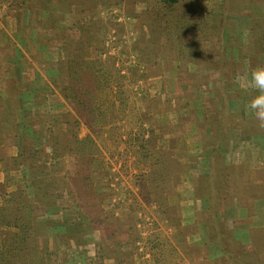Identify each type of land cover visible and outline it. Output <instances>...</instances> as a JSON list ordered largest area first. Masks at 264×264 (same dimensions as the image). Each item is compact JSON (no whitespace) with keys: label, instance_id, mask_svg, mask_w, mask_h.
<instances>
[{"label":"rangeland","instance_id":"374dc122","mask_svg":"<svg viewBox=\"0 0 264 264\" xmlns=\"http://www.w3.org/2000/svg\"><path fill=\"white\" fill-rule=\"evenodd\" d=\"M117 2L0 0V150L15 159L25 149L37 169L26 166L25 180L49 178L39 194L55 198L37 218L36 246L52 253L50 264H155L157 245L160 264H264V128L252 130L248 103L257 93L235 79L264 66V0H179L173 11ZM202 17L205 32L178 31ZM75 55L72 67L85 65L96 83L70 86L67 98L63 68ZM144 105L160 110L139 122ZM215 127L225 140L211 205L206 142ZM72 131L91 142L93 155L77 157L91 162L83 176L96 206L87 192L78 200L69 181L75 151L62 142ZM153 132L179 170L164 183L151 172ZM6 230L0 217V239Z\"/></svg>","mask_w":264,"mask_h":264},{"label":"trees","instance_id":"16d2710c","mask_svg":"<svg viewBox=\"0 0 264 264\" xmlns=\"http://www.w3.org/2000/svg\"><path fill=\"white\" fill-rule=\"evenodd\" d=\"M118 3H124L125 9H131L134 10L135 2L138 0H117ZM179 0H149V9L150 10H175L176 5L179 3ZM100 2V1H99ZM108 0H106V3ZM113 2V1H111ZM114 3V2H113ZM113 3L111 6H113ZM104 8L110 7L108 5H100ZM102 7V8H103ZM195 5L192 3L189 5V8H194ZM171 18L169 14H167V17L164 18L163 25H166V31L168 30L170 33V30L172 29V23L171 20L168 19ZM207 20L206 17H202L201 19L191 20V22L188 23V25H185L184 27H179V32H191L192 30H201V26L203 21ZM224 22L223 19L220 20V24ZM206 23V22H204ZM160 25V24H159ZM187 26V28H185ZM197 26H200V28H197ZM161 27V25H160ZM204 25L202 26V31L205 32ZM165 29V28H164ZM160 31L162 29L160 28ZM163 32V31H162ZM201 32V31H200ZM153 32V34H155ZM202 35V34H200ZM153 40V38H152ZM154 41L157 42V37H154ZM68 51H72L71 44L68 41ZM73 45V44H72ZM70 48V49H69ZM77 55L73 56L72 59L69 62V65L66 68H63L65 74H68L67 78L69 81H65L63 83L64 86V96L68 98V91L70 89V86H72V89L77 85L78 88L81 83H88L86 84L87 87H91V85L95 84L96 81H92V77L94 73L90 71L89 68H87L84 65L83 70H76L75 67H72L76 63ZM82 58V56H81ZM79 68V66H78ZM62 72V71H61ZM84 73L87 74V80L82 82V77L84 76ZM62 76L63 75L62 73ZM97 87V86H96ZM68 90V91H67ZM160 99L158 100L159 103ZM145 111L144 113H141L142 116L140 117L142 120L139 122H142L147 119L148 116H150L151 112H154L156 109L159 111L160 107H150L149 105H144ZM91 119V110L88 112V125H90ZM254 129L253 132H261L262 129L259 127L257 129V126L255 124L252 125ZM175 130V126L171 127ZM216 128V127H215ZM251 128V127H250ZM1 129V124H0ZM170 129V130H172ZM161 130V128H160ZM165 130V129H164ZM167 131V130H166ZM224 131L217 127L215 130H212L211 135L208 136L206 145L207 147L211 148L213 150V153L211 156H209V167H208V174L210 179V188L211 191L208 192V196H210V204L215 205L217 201H219L220 197L217 196L219 194L218 192V185H216L217 189L215 191V184L213 180L216 178L218 179V174L216 175L215 171L218 168L219 164L222 162V155L219 153V146L222 141L225 140V137L222 135ZM152 136V144H153V150L154 152V158L155 162L153 163L151 167V172H154L160 176V180H163V183L165 180L170 179L172 176H179V170L176 167V160L173 157V151L171 149H166L157 144V133H154ZM150 136V137H151ZM55 144V142H53ZM59 145V144H58ZM62 146L64 147V150H66L67 153L73 154L72 152L75 151V154L73 155V162L70 166L72 169L73 176L71 179H69L70 183L73 185L77 192L78 200L83 198L85 199V195H87L86 198H90L88 202L94 203L98 202L95 201L96 194L93 192L94 187L89 177L83 176V170L87 168L90 169V163L88 161H80L79 156L77 157V153H82L86 150L88 152V155H93L91 153L90 147L91 142L88 140H80L77 137V134L75 131L71 132V137L67 139L66 141L63 140ZM89 150V151H88ZM25 151V149H24ZM23 151V153H24ZM58 152V151H57ZM21 153L18 155L15 159H8L5 155V151L0 150V164L2 162L6 163L7 168L5 170V182L0 183V188L2 190V193H0V217L2 218L3 225H6L9 230H6V233L4 234V239L1 240L0 245V264H50L53 259L50 257L49 253L47 256L45 253H48L47 250L39 249L36 246V238H37V228L43 226L42 223H39L37 221V218L42 214V210L45 211L48 207L51 206V202L55 200V198L51 197H40L42 194H39L41 190L43 189V185L45 187L49 186L51 184V180L49 178L46 179H37L35 177H31L27 180L26 176L22 174L23 169H26V166H30V174L35 173L37 171L36 168L31 167V159L29 158L28 154ZM57 157V154L55 155ZM65 156H63V167L65 168ZM175 160V161H174ZM55 165V164H53ZM80 169L79 173H75L78 171V167ZM228 174L230 175L232 179V172L228 171ZM85 175V174H84ZM168 175V177H167ZM55 177V176H54ZM56 177H60L61 179V185H60V193L59 196L63 198L65 185V178L66 173H62V175H57ZM207 177V178H208ZM27 182H25V181ZM25 182V183H23ZM171 185V182L168 183ZM207 185V184H206ZM15 187V188H13ZM26 187H31L33 189V196H29L27 194V191L25 190ZM209 187V185H208ZM9 188H12L14 190H8ZM84 189V190H82ZM82 191V193H81ZM87 192V194H86ZM162 191L160 190L159 196H161ZM79 196L81 198H79ZM86 200V199H85ZM85 202V201H83ZM81 202V203H83ZM96 203L95 206H96ZM214 206H212L213 208ZM213 214V212L210 213V215ZM213 217V216H211ZM214 218V217H213ZM114 246V245H112ZM162 245H157L152 250L155 251L153 253V262L155 264L161 263V258L159 257L162 255ZM38 251V252H37ZM11 256H13L11 258Z\"/></svg>","mask_w":264,"mask_h":264},{"label":"clouds","instance_id":"9594fccd","mask_svg":"<svg viewBox=\"0 0 264 264\" xmlns=\"http://www.w3.org/2000/svg\"><path fill=\"white\" fill-rule=\"evenodd\" d=\"M235 79L241 88L257 93L249 101L248 108L258 121V127L264 128V66H257L250 73H237Z\"/></svg>","mask_w":264,"mask_h":264}]
</instances>
